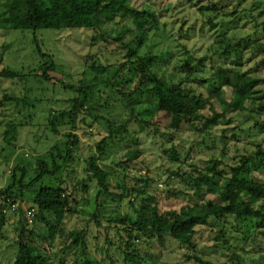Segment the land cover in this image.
I'll use <instances>...</instances> for the list:
<instances>
[{
    "label": "rangeland",
    "instance_id": "obj_1",
    "mask_svg": "<svg viewBox=\"0 0 264 264\" xmlns=\"http://www.w3.org/2000/svg\"><path fill=\"white\" fill-rule=\"evenodd\" d=\"M7 1L0 0V10ZM129 4L137 9L150 6L160 18L158 29L149 34L138 54L154 58L153 71L163 81L168 84L180 83L185 75L178 70L179 64L191 57L194 63L198 59L203 60V66L194 74L195 80L186 84L197 96L208 101L201 111L203 116H210L211 110L220 109L219 101L215 96H210L218 87L217 68L231 67L232 57L226 59L221 55L218 37L223 36L233 42L247 38L264 43V0H129ZM207 7L209 11L201 12L202 8ZM214 16L217 17L214 22L216 27L212 29L208 18ZM122 26L119 25V28L124 33V41L132 40L135 35H128ZM114 29L106 27L109 33ZM36 35L41 51L52 56L56 64V70L50 72L51 81L38 76L41 74L39 66L43 62L33 42L34 33L30 30L0 28V72L9 68L20 73L16 79L0 78V188L14 182L12 177L17 166L25 168L24 182L28 183L36 176L39 161L50 163L49 151L52 148L59 147L64 155L66 138L63 134L66 128L59 127V134H55L49 121L53 113L67 110V100L74 97L73 93L64 91L65 85L83 84L91 90V94L73 131L78 136L79 146L74 151L72 162L67 164V172H62V178L66 179L70 189L76 187L77 181L86 179V160L94 155L100 158L98 164L111 173L108 180L110 195H101L97 199L94 185L88 193L79 188L76 190L74 202L71 203L74 213L63 220L62 229L66 235L57 237L53 246L44 244L51 259L50 264H84L85 257L97 264H196L187 258L192 255L213 264H264V225L261 226L257 220L236 222L229 218L216 221L209 227H200L193 250L169 239L162 242L153 231L155 213L218 201V194L196 196L193 191H188L182 179L174 173L186 179L185 175L191 173L193 166L203 169L210 159H221L223 150H226V158L221 160L225 164H232L234 157L252 152L256 145L264 150V115L249 110L229 112L210 135L193 133L186 127L181 131H170L167 128L169 119L162 116L155 117L149 126L142 127L140 121L130 116L129 109L112 88V84L118 89L126 85H118L113 79L116 70L103 76L94 72V67L104 66V60L114 64V59L120 57L121 52L110 53V58H106V54H99L94 60L95 65H88V55L93 56L95 52L91 45L92 31L41 30ZM262 55L246 63L244 70L254 67L264 53ZM250 57L248 53L245 59ZM124 75L128 80L126 71ZM257 76L264 80V69ZM134 84L126 86L133 88ZM224 91L229 101L231 91ZM92 116L119 124L129 121L124 139L110 144L103 156L96 153V146L107 135L106 123L102 120L91 123ZM82 118H85L84 123ZM173 152L178 154L180 162L171 160ZM134 153L136 158L128 162L126 159H130L129 156ZM259 166L264 168V159ZM20 176L21 172L17 171V181ZM251 178L264 182V174L256 171ZM144 180H147L145 187ZM141 187L144 195L133 193L131 197H124L123 188L131 190ZM185 189L187 194L184 197H168L169 191ZM32 195H24L23 208L31 205ZM129 201L145 206L142 219L147 227V234L129 249V253L137 255L133 262L126 259L124 252L128 250L127 242L136 240V237L124 232L120 236L117 229H124V226L108 222L112 218L122 219L127 214L135 215ZM260 204L264 206V203ZM18 218L20 215L13 218L14 224L6 225L0 235V264H14L20 253L22 227L17 224L20 221ZM97 220L100 226H97ZM25 229L23 242L29 239L30 229ZM39 229L43 231L36 222V234ZM73 230L84 233V252L81 248L73 252L67 249V234ZM30 240L39 243L37 237Z\"/></svg>",
    "mask_w": 264,
    "mask_h": 264
},
{
    "label": "trees",
    "instance_id": "obj_2",
    "mask_svg": "<svg viewBox=\"0 0 264 264\" xmlns=\"http://www.w3.org/2000/svg\"><path fill=\"white\" fill-rule=\"evenodd\" d=\"M209 10L208 7L202 8L201 12ZM215 18L217 17L208 18V24L212 29L216 27ZM122 24L128 35H135L132 40L130 38L129 41H124V33L119 28V25ZM159 25L160 18L154 8L145 6L142 9H137L129 4V0H8L0 10L1 29L30 30L34 33L33 42L43 62V65L39 66L41 74L38 76L45 81H51L50 72L56 70V64L53 57L44 54L39 47L36 34L41 30L87 29L92 31L91 45L95 52L93 56L88 55V65H95L94 60L98 58L99 54H106V58H110V53L121 52L120 57L117 56L114 59V64L104 60V66L94 67V72L103 76L111 70H116L113 79L118 85L121 83L133 85L135 83L133 88L125 85L118 89V87H114V84H112V88L116 90L121 101L129 109L130 116L140 121L142 127L149 126L155 117L162 116L169 119L167 128L170 131H181L186 127L193 133L200 132L210 135L219 122L225 120L229 112L249 110L255 114L264 115V80L257 76L264 69V57L251 69L244 70L246 63L264 53V43L259 40L251 41L247 38L236 39L233 42L226 37H218L217 44L221 49V55L226 56V59L232 57L231 67L217 68L218 87L211 92L210 96H215L219 101L220 109L219 111L213 109L210 116H203L201 111L207 106L208 101L197 96L195 91L186 85L195 80L194 74L204 64L202 59H198L194 63L191 57L179 64L178 70L185 75L184 80L178 84H168L153 71L154 58L141 57L138 54L139 48L144 44L149 34L157 30ZM108 26L115 27L116 31L112 30L109 33L106 30ZM103 29L104 31H101ZM112 35H116V37ZM248 53L251 54V57L246 60ZM125 71L128 80H125ZM1 77L16 79L20 77V73L7 68L0 72ZM63 89L73 93L74 97L67 100L69 104L67 110L50 115L49 125L55 134H59V127L66 128V133L63 134L66 138L64 155L59 147L52 148L49 151L50 163L45 160L39 161V170L28 183L24 182L25 168L17 166L14 171L15 173L21 172L20 179L17 181L14 173L12 177L14 182L8 187L0 188V194L12 198L17 203L18 215L16 214L13 218L20 215V219L18 218L20 221H17V224L19 223L22 227L19 237L21 247L14 264H50L51 259L44 244L53 246L57 237L66 235V231L62 229L63 220L74 213L71 203L74 202V194L78 188L82 192L88 193L91 186L94 185L97 199L101 195H110L108 180L111 173L98 164L100 158L96 155L86 160V179L77 181L76 187L70 189L66 179L61 176L63 171L67 172V164L72 162L74 151L79 146L78 136L73 131L77 127L81 111L85 109L91 94V90L84 87L83 84L79 86L65 85ZM225 89L231 91L232 96L229 101L225 98ZM223 94L224 96H222ZM101 120L106 123L107 135L97 144L96 153L103 156L110 144L121 142L124 139L128 132L129 121L125 120L119 124L103 117H91V123H98ZM81 121L84 123L85 118H82ZM13 131V134L16 135L15 129ZM225 154L226 150L220 153L221 159L226 158ZM136 156L135 153L131 154L130 159L126 160L131 162ZM221 159H210L203 169L193 166L191 173L185 175L186 179H183L184 176H180L179 173H174L175 176L182 179L185 188L188 191H193L196 196L209 193L218 194L219 198L216 202L206 201L193 206L186 205L178 211L155 213L153 231L162 242L169 239L193 250L198 228L209 227L216 221H226L229 218L236 222L257 220L261 226L264 225V206L260 204L264 203V182L251 178L254 171L264 174V168L259 166V162L264 159V150L256 145L252 152L239 155V158L234 157L235 162L232 164H225ZM171 160L180 162V158L175 152H173ZM146 185L147 180H144L143 187ZM123 189L125 190L124 197H131L133 193H138V196L145 194L142 187L131 190ZM186 189L169 191L168 197H184L187 194ZM27 193L33 194L30 197L31 205L27 207L34 209L33 225L30 227L26 225L25 208L21 206L25 198L24 195ZM120 199L122 200V198ZM129 204L133 206L135 215L127 214L122 219L112 218L108 222L124 226V229H117L120 236H122L121 232H124L130 237H136V240L127 242L128 250L124 252L126 259L133 262L137 255L129 253V249L147 234V227L142 219L145 206L141 203L134 205L132 201H129ZM14 222L15 219L8 223L2 217L0 235L6 225H13ZM36 222L43 228V231L37 230V234ZM95 222L97 226H100L99 220ZM25 228L30 229L29 239L23 242ZM33 237H37L38 244L30 240ZM67 238L69 240L67 249L70 252L77 248H81L84 252L86 249L84 233L73 230L67 234ZM85 258L84 264H97L89 257ZM187 258L196 264H213L196 255Z\"/></svg>",
    "mask_w": 264,
    "mask_h": 264
},
{
    "label": "built area",
    "instance_id": "obj_3",
    "mask_svg": "<svg viewBox=\"0 0 264 264\" xmlns=\"http://www.w3.org/2000/svg\"><path fill=\"white\" fill-rule=\"evenodd\" d=\"M17 203L10 197L0 194V223L1 218L4 217L8 223L12 222V218L18 215ZM34 209L25 208L24 220L28 227L33 225Z\"/></svg>",
    "mask_w": 264,
    "mask_h": 264
}]
</instances>
